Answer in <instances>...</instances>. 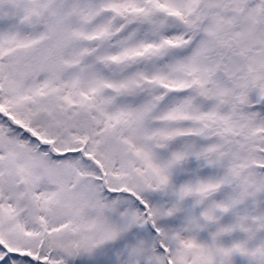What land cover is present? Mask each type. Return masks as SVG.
<instances>
[{
	"label": "snow or ice",
	"instance_id": "obj_1",
	"mask_svg": "<svg viewBox=\"0 0 264 264\" xmlns=\"http://www.w3.org/2000/svg\"><path fill=\"white\" fill-rule=\"evenodd\" d=\"M0 264H264V0H0Z\"/></svg>",
	"mask_w": 264,
	"mask_h": 264
}]
</instances>
